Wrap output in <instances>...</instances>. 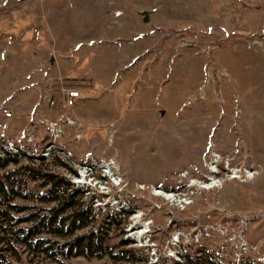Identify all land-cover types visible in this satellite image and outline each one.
Segmentation results:
<instances>
[{
    "label": "rangeland",
    "instance_id": "1",
    "mask_svg": "<svg viewBox=\"0 0 264 264\" xmlns=\"http://www.w3.org/2000/svg\"><path fill=\"white\" fill-rule=\"evenodd\" d=\"M20 5L0 19V155L18 152L5 168L87 187L98 219L120 212L108 242L147 260L18 244L16 263L264 264V0H0V17ZM71 86L82 96L62 111Z\"/></svg>",
    "mask_w": 264,
    "mask_h": 264
},
{
    "label": "trees",
    "instance_id": "2",
    "mask_svg": "<svg viewBox=\"0 0 264 264\" xmlns=\"http://www.w3.org/2000/svg\"><path fill=\"white\" fill-rule=\"evenodd\" d=\"M1 148L5 154L0 155V264H18L16 261L21 254L18 244L30 253H42L51 258L78 255L101 258L109 255L114 260H147L143 247L127 246L131 243L127 238L112 244L108 242L110 225L121 222L120 212L105 211L98 219L91 205L97 197L93 194L84 196L87 187L76 185L62 174L30 164L5 168L9 162L18 161V152H12L7 146ZM27 153L32 157V152ZM57 159L59 164L67 166L59 156ZM30 179L42 189L35 192L28 186ZM17 197L40 202L55 201V204H25L16 202ZM133 209L131 206L121 211L127 215ZM185 254L193 263L198 262L197 258L189 256L187 250ZM161 262L162 259L150 264ZM216 263L224 262L217 260ZM243 264L261 263L258 259H248Z\"/></svg>",
    "mask_w": 264,
    "mask_h": 264
},
{
    "label": "built area",
    "instance_id": "3",
    "mask_svg": "<svg viewBox=\"0 0 264 264\" xmlns=\"http://www.w3.org/2000/svg\"><path fill=\"white\" fill-rule=\"evenodd\" d=\"M82 96V90L76 86H71L70 88H65V96L63 98L62 104H61V110L66 111L67 108H71L77 101ZM4 114L5 116H11V112L8 108H4ZM66 119V115L63 116L62 120ZM51 126L58 127L57 122H54V124H51ZM49 129H51L49 127ZM155 253V252H154ZM173 256V254H170ZM158 260V258H157ZM156 260V261H157Z\"/></svg>",
    "mask_w": 264,
    "mask_h": 264
},
{
    "label": "crops",
    "instance_id": "4",
    "mask_svg": "<svg viewBox=\"0 0 264 264\" xmlns=\"http://www.w3.org/2000/svg\"><path fill=\"white\" fill-rule=\"evenodd\" d=\"M13 9L6 12L4 15H3V18L0 17V19H3V20H9V19H16L18 16H20L21 14H24L25 12H27V9L25 7V5H20V6H14L12 7ZM19 14V15H18ZM11 17V18H10ZM13 23V22H12ZM14 24V23H13ZM19 23H15L14 25H17ZM12 25V26H14Z\"/></svg>",
    "mask_w": 264,
    "mask_h": 264
},
{
    "label": "water",
    "instance_id": "5",
    "mask_svg": "<svg viewBox=\"0 0 264 264\" xmlns=\"http://www.w3.org/2000/svg\"><path fill=\"white\" fill-rule=\"evenodd\" d=\"M148 20V16L146 15V12L143 13V21H147Z\"/></svg>",
    "mask_w": 264,
    "mask_h": 264
},
{
    "label": "bare ground",
    "instance_id": "6",
    "mask_svg": "<svg viewBox=\"0 0 264 264\" xmlns=\"http://www.w3.org/2000/svg\"><path fill=\"white\" fill-rule=\"evenodd\" d=\"M204 188H205V186H204ZM156 194H157V192H156ZM166 199V198H165Z\"/></svg>",
    "mask_w": 264,
    "mask_h": 264
}]
</instances>
